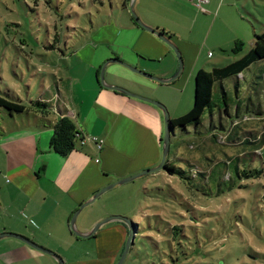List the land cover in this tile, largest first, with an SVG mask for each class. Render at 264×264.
I'll use <instances>...</instances> for the list:
<instances>
[{"label": "crops", "instance_id": "1", "mask_svg": "<svg viewBox=\"0 0 264 264\" xmlns=\"http://www.w3.org/2000/svg\"><path fill=\"white\" fill-rule=\"evenodd\" d=\"M169 5L174 6V3L136 0L134 7L145 24L163 32L177 46L182 63L178 77L169 83H160L138 77L117 62H107L103 72L107 83L127 87L144 96L165 87L161 89L176 96L175 101L183 100L196 71L204 69L201 66L195 71L203 48L190 38L198 27L197 21L209 22V31L217 27L216 32H219L221 28L214 45L219 54L214 57V53L207 50L202 58L214 57V63H223L232 58L228 50L235 41L252 44L253 36L245 24L246 14L251 13L245 7L240 10L233 0L203 2L198 12L192 13L189 24L185 20L190 17L184 8ZM187 6L192 11L186 1ZM119 21L115 29L109 30L112 38L103 46L95 44L87 53V70L90 73L89 69L94 68V76L82 82L68 77L54 85L48 82L38 94L74 120L82 137L87 138L84 144L77 141L67 156L56 154L49 147L52 128L45 119L34 115L12 119L10 132L14 133L10 138H0V148L8 159L5 165H0V234L23 235L59 254L65 264L116 263L128 234L124 222L109 221L90 237L80 238L70 230V219L80 204L98 189L154 166L161 157L158 134L162 130L163 115L160 109L103 87L98 76L102 62L118 58L156 76L170 77L178 68V58L169 45L133 24L130 17L121 16ZM85 48L81 45L72 53L78 54ZM179 115L181 113L173 117ZM57 116L55 111L46 119L54 121ZM1 135L6 132L2 130ZM91 136L103 141L99 149L89 139ZM109 190L80 209L75 222L77 230L89 231L107 216L130 218V213L136 212L130 208L107 209L104 200L115 195ZM132 219L136 217L132 215ZM83 255L87 257L81 258ZM0 264L58 263L49 254L18 238L3 236L0 237Z\"/></svg>", "mask_w": 264, "mask_h": 264}, {"label": "rangeland", "instance_id": "2", "mask_svg": "<svg viewBox=\"0 0 264 264\" xmlns=\"http://www.w3.org/2000/svg\"><path fill=\"white\" fill-rule=\"evenodd\" d=\"M46 1L49 2L0 0V90L9 89L23 100L36 99L42 85L48 82L54 85L64 77L82 82L94 76V68L89 69L92 70L90 73L87 70L90 47L95 44L103 46L112 38L109 30L116 28L121 16L129 17V13L120 7L122 0ZM186 1L192 11L188 6L185 7ZM233 2L238 3L240 10L245 7L250 11L245 21L250 36L254 32L264 31V0ZM170 3H174L177 8H184L190 17L185 20L187 24L193 17L192 13L198 12L197 7L190 6V0H178L177 3L170 0ZM55 21L56 31L53 25ZM110 22L112 24L108 25ZM197 25L190 38L199 42L204 55L210 50L215 57L219 51L214 45L221 35V28L219 32H216L217 27L209 31V22L206 21H197ZM81 45L86 48L78 54L72 53ZM249 47L250 44L245 42L244 49ZM203 54L195 71L201 66L206 70L211 69L214 64V57L203 59ZM161 88L155 94L145 96L164 104L170 117L182 114L192 106L194 77L188 84V95L184 93L183 100L175 101L176 96ZM11 120L0 111V135L2 130L6 132V135L0 136L1 139L10 138L14 133L10 132ZM242 124L245 130L255 132L256 137L264 138V117L247 118ZM158 135L163 138V125ZM175 136L185 139L184 142L189 140V136L178 129ZM220 139L215 144H203L200 151L195 149L194 142L191 151L184 145L176 150L171 148L172 162L183 168L186 160L190 159L198 169H206L203 154L208 158L214 155L221 160H215L209 165L211 173L205 177L198 173L191 177L189 183L185 179L187 183L184 186L179 178L169 177L160 169L108 191L115 195L104 200L106 208L121 211L135 209L136 212L130 215H134V221L142 227L135 234L134 247L123 264H264L263 146L249 148L252 150L250 152L248 149H240L238 145L227 144L223 136ZM252 139L249 137L248 140ZM185 152H190L188 154L191 156ZM7 160L0 148V165H5ZM261 167V173L251 175L249 170ZM153 195L159 196L155 206L151 204ZM157 209L161 210L160 215H164L166 221L184 225L179 235L171 238L162 230L165 223L156 221V217L145 218L144 215L157 212ZM150 237L156 239V243ZM85 257L81 256L83 259Z\"/></svg>", "mask_w": 264, "mask_h": 264}, {"label": "trees", "instance_id": "3", "mask_svg": "<svg viewBox=\"0 0 264 264\" xmlns=\"http://www.w3.org/2000/svg\"><path fill=\"white\" fill-rule=\"evenodd\" d=\"M129 1L122 0L120 7L129 13L131 21L136 25L128 9ZM48 2L45 0L44 3L47 4ZM53 25L56 31V21ZM55 38L56 34L53 36L54 40ZM228 52L232 56L231 59L223 63H214L211 69L196 71L192 106L185 113L169 119L170 147L162 171L169 177L179 178L183 185L187 183L185 179L189 183L191 177L198 173L204 177L209 175L211 173L209 165L211 166L215 160L217 162H221V160H218L214 155L208 158L206 154H203L202 160L206 161V169H198L194 162L191 163L190 159L186 160V166L183 168L172 162V147L176 150L179 146L184 145L188 151H191L190 149L194 147L192 142H194L195 149L200 151L203 144H215L223 136L229 145H238L240 149H245V151L246 149L250 150L251 148L263 146L261 152H264V138L256 137L255 132L245 130L242 124L247 118L264 117V31L253 33V40L249 49L245 50L244 43L237 40ZM0 111L10 119L23 115H34L45 119L46 124L52 128L49 139L50 150L60 156H67L75 148L76 142L82 138V134L74 120L42 97L23 100L11 93L9 89L0 90ZM55 111L58 114L57 118L54 121L47 120L46 118ZM205 113H207V117H205ZM177 129L187 134L189 140L187 139L184 142L185 139L177 138L175 136ZM249 137L253 139L248 140ZM188 153L186 155L191 156ZM175 158L177 157L175 156ZM198 159L201 158L198 157ZM235 169L238 173L237 165ZM249 171L251 175H257L263 171V167ZM151 197L154 198L151 204L155 206L159 196L153 195ZM262 201L264 203V191ZM160 212L161 210L157 209V212L144 216L147 219L156 217V221L159 220L165 223L162 230L168 233L171 238L179 235L184 225L166 221L164 215H160ZM130 219L133 221V230L136 234L142 228L141 224L134 221L132 215ZM149 228L153 230L151 227ZM155 230L159 231L158 228H155ZM134 237L126 259L130 250L134 247ZM150 239L156 243V239L151 237Z\"/></svg>", "mask_w": 264, "mask_h": 264}, {"label": "water", "instance_id": "4", "mask_svg": "<svg viewBox=\"0 0 264 264\" xmlns=\"http://www.w3.org/2000/svg\"><path fill=\"white\" fill-rule=\"evenodd\" d=\"M135 1L136 0H130L129 4H128L129 12L132 15L134 21L136 22L137 25H139L140 27H142L146 31L154 34L155 36H157L158 38L163 40L167 45H169L171 47V49L175 52V54H176V56L178 58V68H177L176 72L172 76H170V77H160V76H156V75H153L151 73H148L146 71H143V70L137 68L136 66H133L130 63H128L126 61H123L121 59L109 58L104 63H102V65L100 67V71H99V76L98 77H99V82H100V84L103 87H105L107 89H110V90H113V91H116V92H119V93H122V94L130 96V97H133V98H137V99L145 101V102H149V103L155 105L157 108L160 109V111L162 112V115H163V126H164V135H163V138H161V140H160V142H161V157H160L159 162L157 164H155L154 166L142 169L139 172H136V173L130 174L128 176L119 178V179H117V180H115V181L103 186L102 188L98 189L96 192H94L92 194V196L89 199L85 200L84 202H82L80 204L79 208L73 213V215H72V217L70 219V222H69L70 230L76 236H78L80 238L90 237L103 224H105V223H107L109 221L119 220V221L124 222L126 224V226H127L128 234H127V238H126V240L124 242V246H123L122 252H121L116 264H122L123 263V260L126 257V254L128 253V250L130 248L131 242H133V237L135 235V231L133 230V225H132L133 221L130 218H128L126 216H123V215H111V216L105 217L102 220H99L96 224H94V226L89 231L80 232L76 228V224H75L76 216H77L78 212L80 211V209L83 206L91 203L98 195H100L104 191H107V190H109L111 188H114L116 186L122 185V184L127 183V182H129L131 180H134V179L142 177V176H144V175H146L148 173H152V172L158 171V170L163 168V166H164V164H165V162L167 160L168 153H169V147H170V132H169V119H170V116H169V113H168L167 108L165 107V105L162 104L161 102H159L158 100L152 99L150 97H147V96L135 93V92H132V91H130V90L124 88V87H121V86H118V85H115V84L107 83L105 81L104 74H103L104 67H105L107 62H117V63L123 65L124 67H126L127 69L131 70L132 72H135V73H137V74H139L141 76H144L146 78H149L151 80H154V81L160 82V83H169V82L173 81L174 79H176L178 77V75L180 74L181 67H182L180 52H179L177 46L171 40H169V38L166 37L163 34V32H161L160 30H158L156 28L148 26L147 24H145L140 19V17L138 16V14L135 11V7H134ZM3 236H12V237L18 238L19 240H21L24 243L32 246L33 248L49 254L51 257H53L55 259V261L58 264H65L63 259H62V257L59 254H57L53 250L47 249V248H45L43 246H40V245L36 244L35 242H33L32 240H30L29 238H27V237H25L23 235L16 234V233L3 232V233L0 234V237H3Z\"/></svg>", "mask_w": 264, "mask_h": 264}, {"label": "built area", "instance_id": "5", "mask_svg": "<svg viewBox=\"0 0 264 264\" xmlns=\"http://www.w3.org/2000/svg\"><path fill=\"white\" fill-rule=\"evenodd\" d=\"M206 1H207V0H191L193 6L197 7L198 9H200L201 6H202V3H203V2H206ZM89 139H91V140L95 143V145H96V147H97L98 149L102 146V142H103V141H102L101 139L97 138L96 136H91ZM86 140H87V138L82 137V138L79 140V142H80V144H84Z\"/></svg>", "mask_w": 264, "mask_h": 264}]
</instances>
